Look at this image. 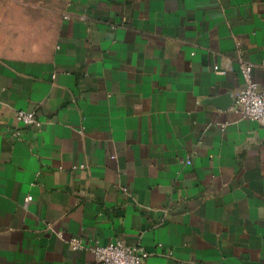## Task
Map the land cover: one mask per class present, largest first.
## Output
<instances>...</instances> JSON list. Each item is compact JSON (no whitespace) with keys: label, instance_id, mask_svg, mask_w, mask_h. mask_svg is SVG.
<instances>
[{"label":"crops","instance_id":"0c3cea01","mask_svg":"<svg viewBox=\"0 0 264 264\" xmlns=\"http://www.w3.org/2000/svg\"><path fill=\"white\" fill-rule=\"evenodd\" d=\"M241 59L264 85V0H0V264H264Z\"/></svg>","mask_w":264,"mask_h":264},{"label":"built area","instance_id":"2783aa9c","mask_svg":"<svg viewBox=\"0 0 264 264\" xmlns=\"http://www.w3.org/2000/svg\"><path fill=\"white\" fill-rule=\"evenodd\" d=\"M215 69L224 72L218 66ZM252 71V64L242 59L239 61L238 73L242 84L231 94V109L241 119L258 121L264 127V85L253 79ZM16 119L27 127L38 128L42 124L34 110L19 109ZM14 134L19 136L20 130H15ZM68 245L73 250L86 248L80 239H70ZM87 249L93 253L94 264H140L149 255L140 244L130 245L118 239L106 245L87 246Z\"/></svg>","mask_w":264,"mask_h":264}]
</instances>
